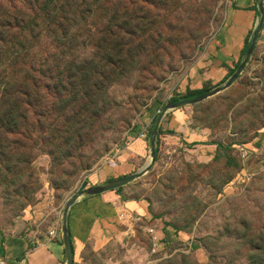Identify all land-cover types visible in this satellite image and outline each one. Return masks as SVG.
Here are the masks:
<instances>
[{
  "label": "rangeland",
  "instance_id": "rangeland-1",
  "mask_svg": "<svg viewBox=\"0 0 264 264\" xmlns=\"http://www.w3.org/2000/svg\"><path fill=\"white\" fill-rule=\"evenodd\" d=\"M135 1L141 37L119 43L118 82L84 108L73 92L43 90L41 108L25 111V137L0 138L1 234H28L51 224L59 230L72 197L113 179L103 172L127 138L149 130L167 104L226 83L259 20L257 0L251 6L157 0L159 8L149 11ZM86 53L91 57L94 50ZM222 54L231 60L221 63ZM175 111L187 117L184 134L161 128ZM158 130L151 168L122 188L147 200L150 223L166 235L162 247L152 252L151 237L135 226L105 235L97 250L89 245L83 264H264V166L249 171L240 149L264 130V18L239 79L213 97L167 112ZM204 145L217 148L204 152Z\"/></svg>",
  "mask_w": 264,
  "mask_h": 264
},
{
  "label": "trees",
  "instance_id": "trees-1",
  "mask_svg": "<svg viewBox=\"0 0 264 264\" xmlns=\"http://www.w3.org/2000/svg\"><path fill=\"white\" fill-rule=\"evenodd\" d=\"M138 1L144 11L159 8L157 0ZM136 6L135 0H0V138L25 137V111L41 108L43 90L73 92L84 108L117 83L119 43L141 37L135 33ZM106 48L110 52L94 61ZM87 49L94 50L91 57ZM205 92L194 90L183 99Z\"/></svg>",
  "mask_w": 264,
  "mask_h": 264
},
{
  "label": "crops",
  "instance_id": "crops-1",
  "mask_svg": "<svg viewBox=\"0 0 264 264\" xmlns=\"http://www.w3.org/2000/svg\"><path fill=\"white\" fill-rule=\"evenodd\" d=\"M239 3L242 6H251L252 0H238ZM221 56V63L231 60L230 55ZM186 120L183 111H175L163 121L161 128L177 135L184 134L187 132ZM142 129L124 141L116 159L106 166L108 169L103 172V177L115 179L140 166L142 159L149 154V130ZM204 146V152H215L217 148L216 145ZM240 149L245 155V165L249 171L264 166V130L259 132L252 142L242 144ZM113 165L117 174L110 170ZM148 206L146 199L134 196L131 191L122 187L119 191H106L98 196L79 197L67 214L73 264H83V253L87 247L94 245L97 250L105 235L132 231L135 226H143L146 234L152 229L157 237L164 239L166 235L162 228L150 223L152 215ZM161 244L163 245L162 241ZM0 257L8 264H64L60 228L57 230L56 226L51 224L45 230L37 226L28 234H0Z\"/></svg>",
  "mask_w": 264,
  "mask_h": 264
},
{
  "label": "water",
  "instance_id": "water-1",
  "mask_svg": "<svg viewBox=\"0 0 264 264\" xmlns=\"http://www.w3.org/2000/svg\"><path fill=\"white\" fill-rule=\"evenodd\" d=\"M263 1L264 0H257V8H258V13H259V20L256 23V27L254 29V32L251 37V43L248 48V51L245 55V58L243 61L240 63L239 67L237 70L233 73V75L226 81V83L222 86L217 88L214 91L202 94L198 97L184 100V101H178L175 103H169L167 104L162 111L158 112L157 117L154 120V123L151 127L150 134H149V156L147 159V162L136 172L109 180L107 182H104L102 184H97L93 185V187L89 189H85L80 195L72 197L65 205L63 208L62 214H61V219H60V233L62 237V244H63V249H64V264H73V255H72V248L69 240V235L67 231V214L69 211V208L71 205L79 198V197H90V196H98L101 195V193L106 192V191H111L115 190L119 187H122L126 185L127 183L133 181L134 179L140 177L143 175V173L151 168L152 163L154 162L155 159V140L158 135V128L159 125L165 116V114L169 111L176 110L185 106L189 105H194L199 102H202L210 97H213L217 95L218 93L225 91L228 89L236 80L239 79L242 71L246 68L247 64L249 63L251 59V55L254 51L256 41L258 38V35L261 31V27L263 24V18H264V9H263Z\"/></svg>",
  "mask_w": 264,
  "mask_h": 264
},
{
  "label": "built area",
  "instance_id": "built-area-1",
  "mask_svg": "<svg viewBox=\"0 0 264 264\" xmlns=\"http://www.w3.org/2000/svg\"><path fill=\"white\" fill-rule=\"evenodd\" d=\"M148 234L152 240L151 241L152 242V252H155L156 250H158L159 247L160 248L162 247V244L160 243V238L155 235V233L152 229L148 230ZM0 264H8V263L5 259L0 257Z\"/></svg>",
  "mask_w": 264,
  "mask_h": 264
}]
</instances>
